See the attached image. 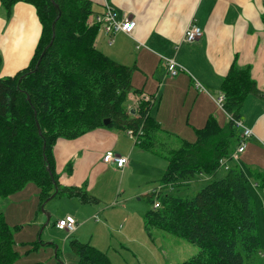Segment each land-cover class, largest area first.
<instances>
[{
    "label": "trees",
    "instance_id": "trees-1",
    "mask_svg": "<svg viewBox=\"0 0 264 264\" xmlns=\"http://www.w3.org/2000/svg\"><path fill=\"white\" fill-rule=\"evenodd\" d=\"M0 2L9 12L18 3L34 6L42 25L30 66L14 77L0 78V202L35 184L40 209L55 193V198L98 205L85 189L60 184L55 146L60 139L76 140L99 129L131 131L138 137L137 147L168 163L158 186L145 196L151 205L145 225L200 248L182 264H264L251 181L241 166L233 164L223 179L191 199L167 193L189 186L185 182L197 175L212 177L234 162L231 156L242 143L235 122L241 120L246 99L262 95L249 70L234 64L223 80V110L229 123L221 127L211 118L196 131L195 142L181 140L171 148L152 115L155 103L144 101L139 116L127 110L128 95L138 93L132 85L134 69L96 46L101 27L93 23L98 14L90 0ZM256 179L264 188V173H257ZM70 248L78 264H112L106 253L88 243L73 240ZM17 260L13 230L0 212V264Z\"/></svg>",
    "mask_w": 264,
    "mask_h": 264
},
{
    "label": "crops",
    "instance_id": "crops-1",
    "mask_svg": "<svg viewBox=\"0 0 264 264\" xmlns=\"http://www.w3.org/2000/svg\"><path fill=\"white\" fill-rule=\"evenodd\" d=\"M90 1L96 14H103L108 5L118 20L136 21L132 36L118 33L110 38L101 29L96 46L119 64L134 69L132 85L138 93L128 95L127 110L139 116L142 103L154 100L152 115L161 126V135L174 140L173 144L193 142L196 131L205 128L211 118L221 127L227 125L229 117L216 103L223 80L234 64L249 70L262 95L249 96L244 103L241 121L253 135L236 160L250 167L246 170L239 165L253 180L260 257L264 258V188L256 179L257 173H264V0ZM191 25L203 30V37L194 43L185 41ZM41 35L42 25L34 6L18 3L9 12L0 2V78L14 77L30 66ZM165 59H175L184 71L171 78ZM116 132L123 136L99 129L76 140L60 139L55 146L60 184L83 188L99 200L98 205L81 203L83 206L101 204L102 198L95 193L101 173L122 174L123 182L142 162L151 167L157 163L158 156L139 153L135 144L132 147L128 132ZM114 138L115 147L110 145ZM108 153L128 158L127 166L106 163ZM230 163L223 168L228 170Z\"/></svg>",
    "mask_w": 264,
    "mask_h": 264
},
{
    "label": "rangeland",
    "instance_id": "rangeland-1",
    "mask_svg": "<svg viewBox=\"0 0 264 264\" xmlns=\"http://www.w3.org/2000/svg\"><path fill=\"white\" fill-rule=\"evenodd\" d=\"M150 101L154 103V100ZM108 131L123 136L115 130ZM160 136L171 148H177L174 140ZM128 138L134 147V139ZM116 144L115 138L112 139L110 145L115 147ZM136 149L142 152L139 147ZM156 159L157 163L152 167L142 162L134 172L126 175L123 182L122 174L117 177L111 171L101 173L95 190L102 198L98 207L83 206L78 199L63 196L43 204L40 209V189L35 184L2 200L0 212L5 214L14 233L17 264H78V256L70 248L73 240L88 243L106 253L112 264H182L197 256L200 252L197 245L145 225V215L151 208L145 196L158 186L168 165L163 156ZM235 163L246 170L250 168L238 160L230 166ZM227 171L222 168L212 177L197 175L189 180V186L167 193L191 199L211 182L223 179ZM249 190L255 203L257 196L251 185ZM48 215L50 221L47 224ZM68 217L78 223L73 233L56 228L58 221Z\"/></svg>",
    "mask_w": 264,
    "mask_h": 264
},
{
    "label": "built area",
    "instance_id": "built-area-1",
    "mask_svg": "<svg viewBox=\"0 0 264 264\" xmlns=\"http://www.w3.org/2000/svg\"><path fill=\"white\" fill-rule=\"evenodd\" d=\"M93 23L99 25L101 29L105 32V34L112 38L118 33H123L127 36H132L136 29V21L131 18H125L123 20H118L116 12L110 8L108 5L106 6V10L103 14H98L93 18ZM203 37V30L197 25H191L186 33H185V41L188 43H194L200 40ZM111 41V40H110ZM112 42H110L111 44ZM168 75L171 78L177 77L182 71H184L183 67H181L175 59H165ZM199 88H201L200 84H197ZM146 101H150L147 99ZM224 96L220 95L218 99H216L217 105L223 109ZM238 130L241 131L242 134V143L236 149V151L232 154L231 159L236 160L238 155L242 154L246 150V140L250 138L253 133L250 129L244 127L242 121L235 122ZM131 138L134 139L135 143L137 142L138 137L135 136L131 131L128 132ZM104 161L108 164H116L118 168H124L128 164V158L115 156L112 153H108L105 156ZM225 165V163H223ZM223 165V166H224ZM56 228L61 231H68L69 233H73L76 230V221L71 217H68L65 221H58L56 224Z\"/></svg>",
    "mask_w": 264,
    "mask_h": 264
},
{
    "label": "water",
    "instance_id": "water-1",
    "mask_svg": "<svg viewBox=\"0 0 264 264\" xmlns=\"http://www.w3.org/2000/svg\"><path fill=\"white\" fill-rule=\"evenodd\" d=\"M53 38H54V37H53ZM46 50H47V49H46ZM46 50L44 51L43 55L46 53ZM40 60H41V59H40ZM39 62H40V61H39ZM38 64H39V63H38ZM104 125H105V126H108V125H109V120H106V121L104 122ZM55 196H56V193H55L51 198H49L44 204L50 202L52 199L55 198ZM49 221H50V215H48L47 224L49 223Z\"/></svg>",
    "mask_w": 264,
    "mask_h": 264
}]
</instances>
